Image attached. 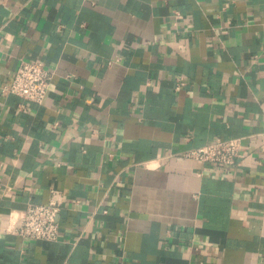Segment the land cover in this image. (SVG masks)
<instances>
[{"label":"crops","instance_id":"1","mask_svg":"<svg viewBox=\"0 0 264 264\" xmlns=\"http://www.w3.org/2000/svg\"><path fill=\"white\" fill-rule=\"evenodd\" d=\"M54 189L57 239L8 229ZM0 264H264V0H0Z\"/></svg>","mask_w":264,"mask_h":264},{"label":"built area","instance_id":"2","mask_svg":"<svg viewBox=\"0 0 264 264\" xmlns=\"http://www.w3.org/2000/svg\"><path fill=\"white\" fill-rule=\"evenodd\" d=\"M180 15V12L177 11ZM52 71L41 59H22L12 79L4 85V90L19 94L26 99L43 102L46 99ZM184 83L179 76L178 85ZM185 157L210 161L221 167L241 163L243 151V137L233 135L229 137L217 136L203 145L190 147L182 151ZM62 199L54 189L48 202H29L8 227L24 237L44 240H55L60 234L59 213Z\"/></svg>","mask_w":264,"mask_h":264}]
</instances>
